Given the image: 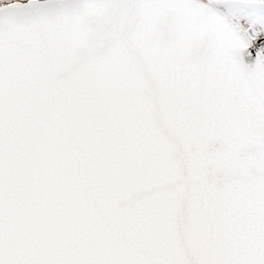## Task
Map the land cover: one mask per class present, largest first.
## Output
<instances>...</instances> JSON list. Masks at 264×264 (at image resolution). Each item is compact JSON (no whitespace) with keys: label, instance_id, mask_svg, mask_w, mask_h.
<instances>
[{"label":"snow or ice","instance_id":"1","mask_svg":"<svg viewBox=\"0 0 264 264\" xmlns=\"http://www.w3.org/2000/svg\"><path fill=\"white\" fill-rule=\"evenodd\" d=\"M0 264H264V0H0Z\"/></svg>","mask_w":264,"mask_h":264}]
</instances>
